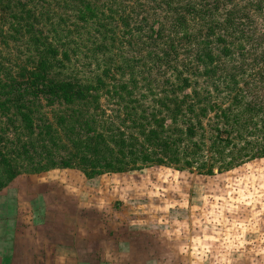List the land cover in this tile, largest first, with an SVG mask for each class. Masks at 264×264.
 Instances as JSON below:
<instances>
[{
    "label": "rangeland",
    "instance_id": "rangeland-1",
    "mask_svg": "<svg viewBox=\"0 0 264 264\" xmlns=\"http://www.w3.org/2000/svg\"><path fill=\"white\" fill-rule=\"evenodd\" d=\"M232 1L236 8L231 22L225 21L226 14L221 10L219 16L214 17L218 18V25L224 23V40L218 41V46L224 45L232 50L230 56H221L222 59L216 60V63L225 70L238 72L240 77H236L235 85H229L231 91L228 95L225 90L217 94L213 92L203 104L226 106L240 88L247 101L253 102L255 98L264 100V75H254L256 69L264 66V15L254 10L255 0ZM128 2L121 0L118 3L131 13L126 7ZM61 4L60 0H0V100L9 98L5 102L8 109L0 107V148L10 153L18 170L11 182L0 190V228L4 226L7 229L5 234H8L3 237H11L12 234L13 240H20L25 237V230L29 236L32 230L20 226H30V221L43 212V218L47 215L49 219L36 225L31 234L35 233V240H39L42 232H48L50 242L64 241L63 244L47 241L38 247L43 255H52L57 248L61 254L64 251L66 259L63 264H93L94 254L101 256L110 253L115 243L122 246L126 242L128 246L139 236L145 241L147 253L199 258L209 256V263L204 264H226L217 261V256L229 257L248 249L259 257L264 256L263 246L249 248L235 244L239 242L236 239L244 235L249 240L264 237V229L261 230L262 226L264 228V157L245 161L218 173L222 174V178H208L195 172L196 166L212 160L213 148L210 145L194 153L191 169L145 165L123 172H109L99 167L107 160L99 157L101 152L95 153L94 147H99L97 144L101 139L105 138L109 142L110 137L116 140L124 138L126 144H137L142 140L137 129L129 127L125 106L136 102V106H146L144 100L150 105L159 97L171 100L172 94L161 92L165 87L162 82L165 78L174 81L172 68L186 61L187 64L192 62L193 52L189 47L197 38L180 39L175 59V53L164 43L171 29L168 13L161 12L164 16L159 14L156 19L160 21L161 38L155 46L151 41L149 43L146 34L150 24L154 29L159 24L152 23L151 19H146L145 23L142 20L143 11L139 7L134 8L127 20L126 28L131 29L129 36L133 38L128 42L126 38L129 36L123 34L118 16L111 19L105 17L106 27L114 31L113 34L105 32V36H114L116 41H122L117 47L120 51L118 64L124 65L122 57L144 55L147 68L138 64L133 74L138 84L146 82V79L152 80L151 92H147L151 94L142 99L138 92L132 93L135 88H129V85L130 93L120 90L118 84L127 81L130 74L124 68L121 72L114 63L108 74L101 76L104 86L96 90L97 107H94L96 103L87 101H74L67 105L53 95L32 93L34 83L22 74L32 67L36 55L28 27L23 24L20 26L22 21L17 18L23 16L22 20L30 21L34 28L40 29L41 35L58 49L57 58H61V51L68 48V45H63V32L60 31L63 26L60 16L64 14ZM112 10H116L113 4ZM222 16L224 21L220 20ZM215 28L212 26L211 35L218 34V30L223 31V27ZM68 38L71 42L67 44L71 47L68 50L70 58L65 62L66 68L60 66L54 69L56 71H48L47 79L57 70L90 76L91 73L81 67L80 60H84L82 53L86 51L78 34H71ZM106 42L113 44L111 40ZM75 46L77 49L72 53L71 49ZM150 47L156 50L163 47V52L169 55L161 61L153 56L148 57L147 50ZM211 48L214 53L217 52L215 45ZM105 66L98 69L96 62H91V70L93 68L97 72ZM192 67L200 69L194 62ZM211 80L208 79L207 83L211 84ZM37 83L40 85L41 81ZM208 84V88H213ZM197 98L187 96L186 100ZM21 103L22 110L31 118L32 131L24 127L17 113L16 106ZM212 115V111H207L209 119H203V123H211ZM166 122L170 123L169 118H166ZM249 125L254 126L251 123ZM257 131L254 130V133ZM258 132H262V136L256 135V140L263 142L264 129ZM83 144H87L90 149H82ZM110 146H113L112 143ZM230 149V146L225 148ZM60 157L68 158L72 166H51L49 160L59 162ZM130 159L129 155L123 158L126 161ZM81 166L87 172L91 168L104 172L87 177ZM1 171L0 166V178L3 177ZM257 174L261 177L256 178ZM4 189L7 191L2 193ZM11 223L14 229L9 227ZM1 233L0 230V236ZM7 241L8 245L11 244ZM58 244L64 247H56ZM39 262L35 264H43ZM99 264L105 263L99 261Z\"/></svg>",
    "mask_w": 264,
    "mask_h": 264
},
{
    "label": "trees",
    "instance_id": "trees-1",
    "mask_svg": "<svg viewBox=\"0 0 264 264\" xmlns=\"http://www.w3.org/2000/svg\"><path fill=\"white\" fill-rule=\"evenodd\" d=\"M60 1L64 11V14L60 16L63 23L60 31L63 32L65 42L63 45H68L66 50L61 51V58H57L58 49L41 35L40 29L34 28L30 21L22 20L24 19L23 16L17 18L22 21L19 23L20 26L23 24L28 27L27 31L30 32V39L36 55L32 67L27 70L26 74H22L34 83L32 93L34 95H53L67 105L74 103V101H87V103H96L94 107H97L98 96L96 90L104 86L101 76H106L114 63H116L118 69H121V72L124 68L129 70L130 74L127 78L129 82L123 81L118 84L120 90L130 93L129 88L133 87L135 89L132 93L138 92L142 99L151 94L147 92H151L152 80L146 79V82L138 84L139 82L133 74L134 67L138 64L141 67L148 65L144 55L122 57L124 65L118 64L120 51L117 47L122 41H116L114 36H105V32L114 33L111 28L106 27L103 20L105 17L111 19L118 16L123 34L129 36L131 29L126 28L128 25L127 20L131 17L134 8L139 7L143 11L142 20L145 23H147L146 19H151L153 20L152 23L159 24L155 29L150 24L146 34L149 43L151 41V44L155 46L161 38L160 21L156 19L161 12L168 13V17L171 19V22H169L171 29L164 38V43L167 46L169 45L175 53V59H177V47L181 43L179 42L180 39L197 38L189 47V49L192 48L193 52L192 62L189 61L187 64L186 61L181 66L172 68L175 73L173 76L174 81L165 78L167 80L164 79L162 82L165 87L162 88L161 92L172 94L171 100L159 97L153 100V104L150 105L144 100L143 103L146 106L142 104L136 106L138 102L125 106V117L129 121V127L137 129V133L142 136V140L137 144H126L124 138L116 140V138L110 137L109 142H106L107 140L104 138V140L101 139L98 142L99 147H94L96 154L101 152L99 157L107 159L99 165L100 168L109 172H123L145 165H170L179 170L191 169L194 153L202 150L205 145H210L209 147L213 148L212 160L196 166L195 172L198 174L213 175L232 169L245 161L264 157V140L258 142L255 137L256 135L262 136V132L258 131L264 129V100L255 98L253 102L247 101L246 95L243 97L240 88L238 94H234L231 97V103L226 106L203 104L204 100L209 98L213 92L217 94L222 93L221 90H225L228 95L231 91L229 85L231 83L235 85L236 77H240L238 72L225 70L219 66L220 64L216 63V60L222 59L221 56H230L232 50L224 45L218 46L217 42L224 40V23L218 25V18L214 17H218L221 10L226 14L225 21L231 22V17L235 14L233 12L236 8L234 7V1L129 0L130 3L128 2L126 7L129 8L131 13H128L125 7L118 3L121 0ZM111 4L116 6L115 11H111ZM253 5L254 10L264 15V0H255ZM105 10L108 12L105 13ZM161 15L164 16V14ZM220 20L224 21V17L222 16ZM212 26L216 28L223 27V31L218 30V34L214 33L213 36L210 34L212 33ZM71 34H78L81 44L84 45L86 52L82 53L84 60H80L81 67L91 73L90 76H80L77 72L70 74L57 70L56 74L47 79L48 71L58 69L60 66L66 68L65 62L70 58L68 50L71 47L67 43L71 42L68 40ZM82 34H85V36ZM126 39L128 42L133 38L129 36ZM106 40H111L113 44L117 42V44L105 43ZM76 45L80 46L77 43ZM213 45L216 47V53L212 51L211 46L213 47ZM76 49L75 46L71 49V52L74 53ZM163 50V47L160 50L150 47L147 50V56H153L156 60L161 61L169 55ZM175 59L174 62L176 63ZM92 61L96 62L98 69L102 65L106 66L101 68L100 72L93 68L91 70ZM193 62L199 65L200 69H194L192 67ZM256 74L264 75V66L256 69L254 75L256 76ZM208 79H212L211 84L207 83ZM39 81H41L40 85L37 83ZM207 84L213 86V88H208ZM145 86L147 87L144 88ZM220 86L223 87L219 88ZM114 91L120 96L116 89ZM200 94L202 95L200 96ZM187 96L198 98L196 100H186ZM7 101H9L8 97L0 100V107L7 110L8 108L5 105ZM22 104L16 106L17 113H19L24 127L28 131H32L31 118L22 110ZM207 111L213 112L211 123L209 121L203 123V119H209ZM166 118H169L170 123L166 122ZM250 123L254 126H250ZM257 123L258 126H256ZM203 125H207V127L205 128ZM256 127L258 128L256 129ZM254 130L258 131L254 133ZM261 139H264V136ZM110 143L113 146H110ZM255 143L256 145H253ZM127 146L128 149H126ZM227 146H230L231 149L225 150ZM83 148L90 149L87 144H83ZM23 150L25 151V146H23ZM9 155L10 153L0 148V166L3 176L0 178V190L18 173ZM126 155L131 157L129 161L123 160ZM49 162L54 167L72 166L70 160L64 157H60L59 162L54 160H49ZM81 168L87 177L104 172L103 170H93V168L87 172L84 171L83 166Z\"/></svg>",
    "mask_w": 264,
    "mask_h": 264
},
{
    "label": "crops",
    "instance_id": "crops-1",
    "mask_svg": "<svg viewBox=\"0 0 264 264\" xmlns=\"http://www.w3.org/2000/svg\"><path fill=\"white\" fill-rule=\"evenodd\" d=\"M257 158L251 159L256 160ZM260 159V158H259ZM222 174L216 173L215 175H207L208 178H222L220 176ZM261 177L258 174L256 175V178ZM225 178V176H224ZM11 182V181H10ZM9 182V183H10ZM7 190L4 189L2 193L6 192ZM17 213L15 209V214ZM41 212L40 214L36 215L35 220L30 221V226H20V228L23 229H30L33 232V228L43 223V220L49 219L48 216H42ZM14 214V213H13ZM18 214V213H17ZM16 214V215H17ZM26 217L28 215H25ZM30 217V216H28ZM34 217V216H31ZM39 217L38 222L36 221ZM28 219V218H27ZM16 220V219H15ZM14 220V222H15ZM16 223V222H15ZM14 229V224L11 223L9 226ZM19 227V225L17 226ZM32 227V229H31ZM142 227V226H141ZM263 226L261 227V230H263ZM1 230V236H0V264L9 263V264H35V263H43V264H63L66 256L63 251L61 254L58 250L51 255H43L42 252L38 249V247L42 246V244L47 243L48 238V232H42L40 234V239L35 240L36 234H31L28 236V233H26L25 230V237L21 238L20 240H13L14 235L12 237H3V235L8 236V234H5V230L7 229L0 228ZM258 228L256 229V231ZM20 231V230H19ZM22 234L21 237L24 236ZM139 238H135L134 242L132 244H128L126 246V242H123L124 245L118 246L119 243H115L114 246L110 249V253H105L104 255H93L92 260L93 264H99L100 262H104L105 264H192V263H209V256H202L201 258L195 257V256H187V255H160V254H153L151 252L147 253L145 249V241ZM5 238V239H3ZM130 239V238H129ZM10 241L11 244L8 245V241ZM239 242H235V244H238L237 246H249V248H252L253 246H263L264 247V237L258 238V239H247V237L244 235L243 238L236 239ZM130 241V240H128ZM50 242V241H49ZM61 243L63 244L64 241L56 240L51 241L50 243ZM129 243V242H128ZM58 244L56 247H64L63 245ZM4 246H7L8 249H6ZM18 247V248H17ZM6 251H5V249ZM16 248V251H15ZM13 249V250H12ZM39 250V251H38ZM39 260V261H38ZM217 261L224 262L226 264H264V256H258L257 253H255L253 250L248 249L246 252L241 254H236L233 256H217Z\"/></svg>",
    "mask_w": 264,
    "mask_h": 264
}]
</instances>
